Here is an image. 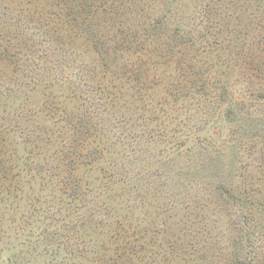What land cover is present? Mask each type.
I'll list each match as a JSON object with an SVG mask.
<instances>
[{
    "label": "rangeland",
    "instance_id": "374dc122",
    "mask_svg": "<svg viewBox=\"0 0 264 264\" xmlns=\"http://www.w3.org/2000/svg\"><path fill=\"white\" fill-rule=\"evenodd\" d=\"M99 243L264 264V0H0V264Z\"/></svg>",
    "mask_w": 264,
    "mask_h": 264
},
{
    "label": "trees",
    "instance_id": "16d2710c",
    "mask_svg": "<svg viewBox=\"0 0 264 264\" xmlns=\"http://www.w3.org/2000/svg\"><path fill=\"white\" fill-rule=\"evenodd\" d=\"M71 125L74 126L73 124H71ZM242 136H244V135L242 134ZM254 136H257V135L254 133ZM35 147H38V146L35 145ZM114 168L117 169L116 167H114ZM117 170H119V169H117ZM111 176H113L114 178H116L117 177V174H114V175H111ZM219 177H220L219 174H217L215 176V180L219 179ZM116 182H119V180H116ZM78 225L79 224H77V223L74 224L72 222H69L68 224L61 226V231H62V233H69L71 236L77 235V233L79 231L78 228H81ZM82 227H83L82 230H84L85 228H84L83 225H82ZM84 233L86 235H88V231L87 232H84ZM107 233L109 235V228H108ZM58 237H59V234L57 235V239H58ZM108 245L109 244H107V246H106V245H104L102 243H99V247H97V249H95V250L93 248L96 247V246H94L93 248L90 247V248L85 249L86 253L89 254V257H91V261H89V263L90 264H99V262H98L99 259H104V260L105 259H109L108 256H107L108 253H106L107 250L109 249V248H107ZM169 247L171 248V246H169ZM128 251H129V253H128V256L129 257H128V259L130 260L134 256V254L132 253V251H134L133 247L132 248H129ZM171 253H173V251ZM86 259H88V257ZM152 264H157V262L155 260H153Z\"/></svg>",
    "mask_w": 264,
    "mask_h": 264
}]
</instances>
